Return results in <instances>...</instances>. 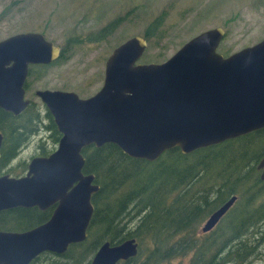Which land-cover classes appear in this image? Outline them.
I'll return each mask as SVG.
<instances>
[{
	"label": "water",
	"instance_id": "water-1",
	"mask_svg": "<svg viewBox=\"0 0 264 264\" xmlns=\"http://www.w3.org/2000/svg\"><path fill=\"white\" fill-rule=\"evenodd\" d=\"M226 30L205 29L161 62H139L148 41L133 35L116 45L104 64L101 87L89 97L38 89L61 137L46 156H35L22 176L0 175V211L44 210L50 218L21 233L0 230V264H27L43 252L62 254L87 237L93 173H83L82 150L116 144L124 154L149 161L174 147L188 154L264 128V38L228 55L218 51ZM61 47L41 32L0 39V108L19 114L29 103L23 83L28 65L49 64ZM3 135L0 131V149ZM264 180V155L257 163ZM232 196L203 224L206 232L235 201ZM138 243L105 241L91 264H122Z\"/></svg>",
	"mask_w": 264,
	"mask_h": 264
},
{
	"label": "trees",
	"instance_id": "trees-1",
	"mask_svg": "<svg viewBox=\"0 0 264 264\" xmlns=\"http://www.w3.org/2000/svg\"><path fill=\"white\" fill-rule=\"evenodd\" d=\"M129 12L114 18L86 40H104ZM165 18L166 10H162L150 20L143 35L147 41L164 36ZM81 41L68 38L56 63L67 59L70 44ZM227 52L224 50L222 54ZM31 70L34 76L35 69ZM0 130L3 133L0 174L11 176L24 174L26 162L15 167L10 162L32 136H39L36 155L40 156L51 153L61 137L51 113L34 100L17 116L0 108ZM82 154L83 173H93L94 182L99 185L92 196L94 210L87 239L70 244L60 255L44 253L45 258L40 255L33 264H91L102 242L115 243L128 238H134L138 245L152 243V248L139 247L138 254L124 264H161L184 255L190 256L188 264H264L263 253L258 259L264 246V180L257 169L264 155V128L188 154L174 147L153 161L130 157L114 143L87 146ZM165 158L173 159L177 165ZM131 162L138 167L129 169ZM150 165L153 169L134 186V179L143 176ZM207 189L217 190L222 200L237 198L234 209L211 232L213 235L197 233L205 217L219 206L218 200L206 198ZM52 210L53 207L3 210L0 228L24 230L36 226L46 221ZM176 238L180 240L175 241ZM254 241H259V251L253 246Z\"/></svg>",
	"mask_w": 264,
	"mask_h": 264
},
{
	"label": "rangeland",
	"instance_id": "rangeland-1",
	"mask_svg": "<svg viewBox=\"0 0 264 264\" xmlns=\"http://www.w3.org/2000/svg\"><path fill=\"white\" fill-rule=\"evenodd\" d=\"M162 10H166L164 36L148 41L139 62L164 61L191 37L216 26L226 30L218 47L221 53L227 50L230 54L264 38V0H0V39L25 31L41 32L61 47L68 38L82 39L68 46L67 59L48 67L46 76L43 74L33 90L63 86L86 97L102 85L105 60L112 49L130 36H143L150 20ZM128 11L126 19L104 40H86ZM33 100L44 105L37 97ZM38 140L39 136H34L10 166L22 161L28 164L37 154ZM165 159L177 165L173 159ZM127 167L134 169L138 165L131 162ZM153 167L148 166L133 185L138 186ZM143 243L138 248H152V243ZM261 249L264 251V246ZM189 258L175 256L161 264H188Z\"/></svg>",
	"mask_w": 264,
	"mask_h": 264
},
{
	"label": "flooded vegetation",
	"instance_id": "flooded-vegetation-1",
	"mask_svg": "<svg viewBox=\"0 0 264 264\" xmlns=\"http://www.w3.org/2000/svg\"><path fill=\"white\" fill-rule=\"evenodd\" d=\"M60 46V45H59ZM61 47V46H60ZM62 48L63 47H61V50H62ZM57 60V59H56ZM56 60H54V61H52V62H50L49 64H30V65H28V73H27V76H26V78H25V80H24V83H23V89H24V92H25V96H24V98L25 99H27L28 101H29V103H28V105L31 103V101L33 100V98L34 97H37V95L35 94V91L36 90H38V89H36V90H33L34 89V86H35V83L43 76V74L46 76V74H47V68L48 67H50V66H53V65H55L56 64ZM31 68H34L35 70H34V72L36 73L34 76H31ZM56 81H58V80H56ZM101 87V86H100ZM44 89H49V88H44ZM54 89H58V90H64V91H74V89H72V88H69V87H67V88H64L63 86H60V87H57V88H54ZM54 89H51V90H54ZM99 89V88H98ZM97 89V90H98ZM75 92V91H74ZM95 93V92H94ZM94 93H92L91 95H93ZM91 95H89V96H91ZM89 96H86V97H89ZM38 98V97H37ZM27 105V106H28ZM26 106V107H27ZM25 107V108H26ZM24 108V109H25ZM23 109V110H24ZM4 110V109H3ZM22 110V111H23ZM6 111V110H5ZM21 111V112H22ZM20 112V113H21ZM11 113V112H10ZM19 113V114H20ZM19 114H17V115H19ZM14 115V114H13ZM17 115H14V116H17ZM258 130H260V129H258ZM1 131V130H0ZM256 131V130H255ZM253 132V131H252ZM1 133H2V131H1ZM2 135H3V133H2ZM34 138V136H32L31 137V139L29 140V142L28 143H26L23 147H26V146H28L29 144H30V141L32 142V139ZM2 143H3V139H2ZM57 146V145H56ZM23 147H21V149L23 148ZM21 149H20V151H21ZM0 151H1V149H0ZM36 156H40V155H36ZM35 157V156H34ZM33 158V157H32ZM31 158V159H32ZM30 159V160H31ZM28 165V164H27ZM26 171H27V168H26V170H25V172H24V174L26 173ZM3 174H9V173H3ZM3 174H0V175H3ZM23 174V175H24ZM10 175V174H9ZM20 176H22V175H20ZM16 177H18V176H16ZM207 194H206V198L207 199H211V200H218V203H219V206H217L216 208H214L209 214H208V216L207 217H205V219H204V221H203V223H202V225H200V227H199V230L197 231V233H207V234H211V235H213V233H211L214 229H216V227L218 226V224L220 223V221L224 218V217H227L230 213H231V211L234 209V205H235V203H236V199H235V201L232 203V205L227 209V211L219 218V220L217 221V223L213 226V228L212 229H210V230H208V231H206V232H203L202 230H201V228H202V226H203V224L206 222V220L220 207V206H222L225 202H227L228 201V199L229 198H226V199H224V200H222V199H220L219 198V192L217 191V190H213V189H207L206 191H205ZM177 196H179V193L178 194H175L174 195V197L175 198H177ZM178 203H179V199H178V201H177V205H178ZM176 205V206H177ZM50 207H53V209H54V205L53 206H50ZM17 208H19V207H17ZM20 208H31V207H20ZM49 208V207H48ZM13 209V208H12ZM47 209V208H46ZM9 210V209H8ZM41 210V209H40ZM45 210V209H44ZM3 211V210H2ZM1 212V211H0ZM52 212H53V210H52ZM52 214V213H51ZM51 216V215H50ZM50 218V217H49ZM48 218V219H49ZM47 219V220H48ZM43 223V222H42ZM34 227V226H33ZM31 229V227H29V228H26V229H24V230H19V229H16V230H11V229H9V230H5V229H1L0 228V230L1 231H11V232H17V233H21V232H24V231H28V230H30ZM87 236H88V228H87ZM87 239V237L84 239V240H86ZM257 239V237L255 238V240ZM83 240V241H84ZM177 240H180V238H176L175 239V241H177ZM108 241V240H107ZM123 241V240H122ZM122 241H120V242H122ZM82 242V241H81ZM105 242V241H104ZM110 242V241H109ZM120 242H115V243H111V245L112 244H117V243H120ZM76 243H78V242H76ZM103 243V242H102ZM101 243V244H102ZM73 244V243H72ZM258 244H259V241L257 242V241H254V243H253V246H255L256 245V249L259 251L260 249H259V247H258ZM100 246V245H99ZM98 246V247H99ZM44 253H50V255L51 254H56V255H60V254H57V253H52V252H43V253H41V254H39L38 256H36L34 259H32V260H30L27 264H33V262L36 260V258L37 257H39L40 255H41V258H45V256L47 255V254H44ZM261 253H263L264 254V251L263 250H261V251H259V256H258V259H260V255H261ZM63 254V253H62ZM138 254V252L136 253V255ZM221 254H223V252H222V250H221ZM135 255V256H136ZM135 256H133V257H135ZM262 256H264V255H262ZM132 258V257H131ZM130 258H128L127 260H124V261H122V264H124V262H126V261H128ZM41 260V259H40Z\"/></svg>",
	"mask_w": 264,
	"mask_h": 264
}]
</instances>
